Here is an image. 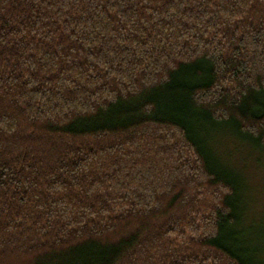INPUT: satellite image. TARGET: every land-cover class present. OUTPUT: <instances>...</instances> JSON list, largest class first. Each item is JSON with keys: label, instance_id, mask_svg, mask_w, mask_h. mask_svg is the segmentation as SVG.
<instances>
[{"label": "trees", "instance_id": "obj_1", "mask_svg": "<svg viewBox=\"0 0 264 264\" xmlns=\"http://www.w3.org/2000/svg\"><path fill=\"white\" fill-rule=\"evenodd\" d=\"M226 130L264 150V0H0V264H264Z\"/></svg>", "mask_w": 264, "mask_h": 264}, {"label": "rangeland", "instance_id": "obj_2", "mask_svg": "<svg viewBox=\"0 0 264 264\" xmlns=\"http://www.w3.org/2000/svg\"><path fill=\"white\" fill-rule=\"evenodd\" d=\"M215 138L218 142L211 145L218 151L223 164L243 179L242 198L248 213L244 220L249 218V224L253 222V226L256 223L264 227V150L251 147L228 130L216 133Z\"/></svg>", "mask_w": 264, "mask_h": 264}]
</instances>
